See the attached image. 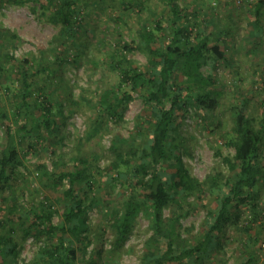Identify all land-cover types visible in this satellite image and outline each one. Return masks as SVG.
I'll list each match as a JSON object with an SVG mask.
<instances>
[{"label": "trees", "instance_id": "16d2710c", "mask_svg": "<svg viewBox=\"0 0 264 264\" xmlns=\"http://www.w3.org/2000/svg\"><path fill=\"white\" fill-rule=\"evenodd\" d=\"M12 1L19 5L29 2ZM87 2L49 0L50 7H55L50 20L60 26V41L67 44L61 52L65 61L77 63L78 58L86 54L80 33L86 23L84 16H88L83 13ZM128 5L126 0L121 2L125 10ZM263 11L264 0H259L254 11L258 30L261 29ZM166 16V26L163 19H158L155 24L142 21L137 37L130 42L122 41L118 35L113 61L116 63L114 69L120 75L119 85L117 89L106 90L100 95L97 105L104 118L98 115L99 122L92 121L87 137L92 138L108 126L109 118L122 121L128 104L134 98L133 93L142 98L146 106L145 114L151 118L138 122L135 131L128 137L116 131L108 153L101 152V148L95 149L80 163L63 162L61 167L57 165V158L52 169L45 163L40 164L37 167L38 176L47 181L49 194L36 205L22 204L19 195L13 192L15 184H30L28 174L24 175L20 170L24 163L20 159L19 147L24 141H28L31 148L37 147L35 144L41 139L46 140L47 150L57 146L67 136L64 130L69 117L66 105L61 100L59 102L58 97V100L53 97L55 102L52 97H44V101L36 100L33 104V112L38 118L31 128L26 121L14 130L6 122L12 115L19 123L21 111L32 108L29 99L34 85L30 82L33 76L30 70L34 66L37 74L47 73L49 76L58 73L51 65L45 64L44 59L36 65L33 59L18 60L9 56L16 67L14 76L22 80V87L19 95L15 94L17 111L10 113L7 108L0 107V119L6 129L5 145L0 150V211L2 205L7 206L10 218L17 219L22 227L32 222L23 229L24 240L30 236L41 240L44 233L54 232L55 238L45 241L38 248L35 264H76L78 251L86 249L92 242L88 236L89 213L103 202L94 191L97 181L93 164L104 156L109 158V179L105 181L107 189L113 192L121 184L124 189H136L140 194H117L122 201L113 209L109 225L113 247L124 250L139 217L146 215L151 222L152 235L146 242L144 264H183L186 260L193 264H205L204 257L212 253L214 245H219L226 227L240 219L244 207L252 209L255 214L260 215L261 211L264 214V204L260 205L258 199V185L264 180V115L260 119L251 118L246 99L231 107V127L223 140L224 146L234 149L232 160L235 164L230 173L226 176L218 163L214 173L210 172L200 181L184 161L185 146L176 142L179 119H185L193 108L205 111L217 109L219 95L213 92V78L205 75L203 68L214 57L226 60V56L220 42L209 44L210 38L205 34L208 25L197 30L195 38L198 42L192 41L191 28L194 27L176 0H169ZM11 38L18 40L16 34H12ZM70 50L75 52L73 59H69ZM134 50L147 54L148 70H140L137 62L130 57ZM101 120L105 125L100 123ZM42 131L46 132L44 137ZM52 152L56 155V151ZM215 153L222 159L221 148ZM206 193L214 196L216 205L208 209L202 233L191 245L183 237L182 219L189 211H185L182 203L192 195L202 200ZM167 209L171 211L168 217L165 216ZM61 210L63 213H60ZM55 215L59 218L57 223L54 222ZM8 223V220H0V226ZM11 231L15 232V229H9V234L5 236L0 235V253L4 264H13L20 254L15 249ZM243 264H255L254 257Z\"/></svg>", "mask_w": 264, "mask_h": 264}, {"label": "rangeland", "instance_id": "374dc122", "mask_svg": "<svg viewBox=\"0 0 264 264\" xmlns=\"http://www.w3.org/2000/svg\"><path fill=\"white\" fill-rule=\"evenodd\" d=\"M88 1L87 7L83 10L84 15L88 16H84L86 23L80 33L81 40L85 42L86 54L81 55L77 63H73L71 60L65 61V56L61 54L67 44L66 41H60V26L50 20L55 7H50L49 0H29L24 5L16 4L12 0H0V65H2L0 107L7 108L10 113L17 111L18 102L15 94L19 95L22 87V80L14 76L16 67L11 63L9 56H14L18 60L30 58L36 65L44 59L45 64L58 71L57 74L49 76L47 73L37 74L34 66L30 70L33 73L30 82L34 85L29 99L32 108L29 111L25 109L21 111L19 123H16L12 115L6 122L14 130L26 121L31 128L38 118L33 112V104L36 100L44 101V97H58L57 100L66 105L69 117L64 130L67 136L57 146L53 145L47 150L45 139H41L34 148L29 146L28 141L20 145V159L24 163L20 170L24 175L28 174L30 181V184L14 185L13 192L19 195L22 204L36 205L49 194L46 189L47 181L38 176L37 167L40 164L45 163L52 169L57 158L59 167L63 162L80 163L95 149L101 148V152L108 153L116 131L128 137L135 131L138 122L143 123L148 118L142 98L139 94L133 93L134 98L128 104L122 121L109 118L108 126L92 138L87 137L92 121L99 122L96 118L98 115L104 118L97 105L100 95L106 90L117 89L119 85L120 75L114 69L116 63L113 61V54L117 52L115 49L118 35L122 41H132L137 37L142 21L149 24L152 21L155 24L158 19H163V25L166 26L169 0H126L129 4L126 10L121 6L124 0ZM258 1L176 0L194 27L191 28L192 41L197 43L195 38L197 30L208 25L205 34L210 38L209 44L220 42L226 56V60L214 57L203 68L204 74L213 78V92L219 95L217 109L205 111L193 108L185 119H179L176 130V142L185 146L184 161L200 181H203L210 172L214 173L218 163L226 176L235 164L232 160L234 149L224 146L223 141L231 127V107L246 99L251 118L260 119L264 115V17L261 29L258 30L254 15ZM12 34H16L18 40H13ZM74 55V50H70L69 59H73ZM129 55L137 62L140 70H148L147 54L134 50ZM100 123L105 125L104 120ZM45 133L42 131V137ZM5 140L6 129L0 119V150L3 149ZM220 148L223 153L222 159L215 153V150ZM262 148L264 151V145ZM53 150L56 151V155L53 154ZM108 162L109 158L104 156L93 164L97 181L94 191L103 202L89 213L88 236L92 242L86 249L78 251L76 264H144L146 242L152 235L151 222L146 215L139 217L134 233L124 250L113 247V234L109 225L113 209L122 201L117 194L135 196L140 194L136 189H124L121 184H118L113 192L109 191L105 184L109 179ZM19 179L23 180V177ZM258 186L260 196L258 199L260 205H263L264 180ZM202 197L201 200V197L192 195L182 203L185 211H189L182 219L183 237L191 245L196 243L202 233L208 209L216 205L214 196L210 193ZM2 206L0 220H8L9 223L0 226V235L5 236L9 234V229H15V232L10 233L15 249L20 253L13 264H35L38 248L45 241H52L55 238L54 232L44 233L41 240H36L34 236L24 240L23 229L32 222L22 227L17 219L10 218L9 208ZM60 213H63V210ZM170 213L171 211L167 209L165 216L168 217ZM58 221V215H55L54 222ZM213 249L210 255L204 257L205 264H243L250 257H254L255 264H264L263 211L258 215L252 209L244 207L240 219L226 227L219 245H214ZM0 264H4L1 253ZM183 264L193 262L186 260Z\"/></svg>", "mask_w": 264, "mask_h": 264}]
</instances>
